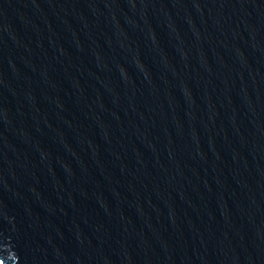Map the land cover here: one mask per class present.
Returning <instances> with one entry per match:
<instances>
[{"label": "water", "instance_id": "water-1", "mask_svg": "<svg viewBox=\"0 0 264 264\" xmlns=\"http://www.w3.org/2000/svg\"><path fill=\"white\" fill-rule=\"evenodd\" d=\"M0 264H264V0H0Z\"/></svg>", "mask_w": 264, "mask_h": 264}]
</instances>
